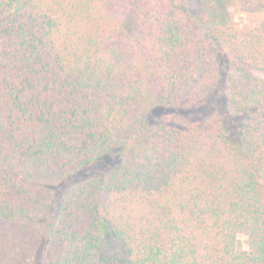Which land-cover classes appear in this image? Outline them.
I'll return each instance as SVG.
<instances>
[{"label":"trees","instance_id":"trees-1","mask_svg":"<svg viewBox=\"0 0 264 264\" xmlns=\"http://www.w3.org/2000/svg\"><path fill=\"white\" fill-rule=\"evenodd\" d=\"M229 1L0 0V264H264V0Z\"/></svg>","mask_w":264,"mask_h":264},{"label":"rangeland","instance_id":"rangeland-1","mask_svg":"<svg viewBox=\"0 0 264 264\" xmlns=\"http://www.w3.org/2000/svg\"><path fill=\"white\" fill-rule=\"evenodd\" d=\"M225 10L231 15V17H228L229 20H234L238 23L243 22L244 24L252 26L258 23L262 17L259 8H254L249 5H238L233 0L227 2ZM248 247L247 232L240 231L237 236V249L246 250Z\"/></svg>","mask_w":264,"mask_h":264}]
</instances>
